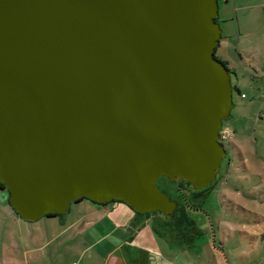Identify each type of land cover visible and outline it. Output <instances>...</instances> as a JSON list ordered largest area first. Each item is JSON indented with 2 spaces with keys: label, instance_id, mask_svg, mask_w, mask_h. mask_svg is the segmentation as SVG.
I'll return each instance as SVG.
<instances>
[{
  "label": "water",
  "instance_id": "1",
  "mask_svg": "<svg viewBox=\"0 0 264 264\" xmlns=\"http://www.w3.org/2000/svg\"><path fill=\"white\" fill-rule=\"evenodd\" d=\"M217 0H0V184L25 221L72 203L171 214L216 178L233 103Z\"/></svg>",
  "mask_w": 264,
  "mask_h": 264
},
{
  "label": "rangeland",
  "instance_id": "2",
  "mask_svg": "<svg viewBox=\"0 0 264 264\" xmlns=\"http://www.w3.org/2000/svg\"><path fill=\"white\" fill-rule=\"evenodd\" d=\"M217 1L221 39L216 55L228 62L233 87V107L222 128L230 135V146L211 188L188 190L203 196H186L199 208L188 210L193 225L185 232L194 236L193 244L203 253L209 252L206 244H213L210 252L219 264H264V0ZM231 143L240 147L241 155ZM80 207L72 203L60 215L76 219ZM35 227L14 211L8 191L0 192V239L16 240ZM5 249L0 244V255ZM199 264L206 261L200 259Z\"/></svg>",
  "mask_w": 264,
  "mask_h": 264
},
{
  "label": "crops",
  "instance_id": "3",
  "mask_svg": "<svg viewBox=\"0 0 264 264\" xmlns=\"http://www.w3.org/2000/svg\"><path fill=\"white\" fill-rule=\"evenodd\" d=\"M233 147L242 154L239 146ZM75 204L82 208L76 219L60 214L38 219L31 221L35 230L16 240L0 239L9 249L1 252L0 264H199L200 259L219 264L210 252L213 244H206L209 252L203 253L193 241L184 243L160 214L140 215L120 202Z\"/></svg>",
  "mask_w": 264,
  "mask_h": 264
},
{
  "label": "trees",
  "instance_id": "4",
  "mask_svg": "<svg viewBox=\"0 0 264 264\" xmlns=\"http://www.w3.org/2000/svg\"><path fill=\"white\" fill-rule=\"evenodd\" d=\"M215 21L218 22V18L215 19ZM215 57L220 60L228 69V62L225 60L220 59L217 55H216V50H215ZM230 136V135H229ZM233 145V143H231ZM230 146V144H229ZM226 148V147H225ZM228 157V154H227ZM187 185L191 186V184L189 182H186ZM213 185V183H211L210 185L206 186L205 188L201 189L202 190H206L208 188H211V186ZM164 187L168 190H172L173 192H178L179 188H182V184L181 183H175V182H167L164 183ZM0 191H6V189L3 187L2 184H0ZM193 194L192 196L194 197H202L203 194H201V192H195V193H190ZM82 200H88V199H81L79 201ZM78 201V202H79ZM92 203H95L91 200H88ZM113 202H120L123 203L122 201H113ZM97 204V203H96ZM188 206V207H187ZM199 207H194L193 205H190L187 201V199L185 200L184 203H179L178 208L171 214H167V226L170 228V231H175L177 232V237H180V240H182L184 243H191L192 242V238L194 237L193 235H186V229H189L192 225L193 222L189 219L188 216V210L189 209H193V210H197ZM15 211V210H14ZM154 213H159V214H163L160 211H156V212H151V213H139L140 215H144V216H150V215H154ZM19 215V214H18ZM59 215V214H58ZM58 215H54V214H48L45 217H54V216H58ZM192 229V228H191Z\"/></svg>",
  "mask_w": 264,
  "mask_h": 264
},
{
  "label": "flooded vegetation",
  "instance_id": "5",
  "mask_svg": "<svg viewBox=\"0 0 264 264\" xmlns=\"http://www.w3.org/2000/svg\"><path fill=\"white\" fill-rule=\"evenodd\" d=\"M218 141L220 142V144H223L222 141H221V137H219ZM227 145H225L224 147H226ZM229 146V145H228ZM226 149V148H225ZM226 158H227V154H226ZM221 168V166H220ZM169 181V179L167 177H160L158 180H157V186L158 188L160 189L161 192H163L164 194H166L171 200L175 201L176 202V208L175 210L178 208L179 206V203H184L185 200H186V196L188 194H190V187L191 188H194L192 185L189 186L186 184V180H183V179H180L178 181V183H181L182 184V188H179V191L178 192H173L172 190H168L164 187V183H167ZM171 182V181H169ZM177 183V184H178ZM205 188V187H204ZM203 189V188H202ZM189 190V192H188ZM174 210V211H175ZM173 211V212H174ZM172 212V213H173Z\"/></svg>",
  "mask_w": 264,
  "mask_h": 264
},
{
  "label": "built area",
  "instance_id": "6",
  "mask_svg": "<svg viewBox=\"0 0 264 264\" xmlns=\"http://www.w3.org/2000/svg\"><path fill=\"white\" fill-rule=\"evenodd\" d=\"M224 133H226V132H220V135H219V137H221V141H222V145L223 146H225V145H229V138H230V136L226 133V134H224Z\"/></svg>",
  "mask_w": 264,
  "mask_h": 264
}]
</instances>
